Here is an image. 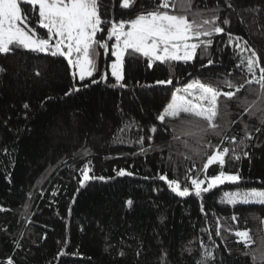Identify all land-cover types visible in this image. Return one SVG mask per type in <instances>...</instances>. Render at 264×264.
Masks as SVG:
<instances>
[{
	"label": "trees",
	"instance_id": "trees-1",
	"mask_svg": "<svg viewBox=\"0 0 264 264\" xmlns=\"http://www.w3.org/2000/svg\"><path fill=\"white\" fill-rule=\"evenodd\" d=\"M191 4L205 18L218 16L225 29L213 37L209 54L198 51L189 63L154 62L152 67L139 54L126 56L124 88L112 86L114 57L102 49L94 78L107 72L108 80L87 88L73 80L62 57L19 48L0 54V264L8 258L14 264H197L205 250L214 257L207 264H264L245 255L264 247V205L222 200L224 190L264 189V94L258 84H245L251 76L236 67L239 57L227 44L229 32L243 37L264 66V0ZM155 5L156 0H135L123 8L122 0H98L105 21H128ZM36 17L31 12L30 26L38 28ZM98 37L106 38V32ZM208 59L214 63L202 67ZM169 78L171 85L156 84ZM194 79L223 91L229 90L226 79L244 84L231 100L220 98L216 123L222 135L209 132L199 140L183 135L188 128L179 121L157 120L175 89ZM73 86L81 90L65 95ZM250 106L255 115L245 111ZM130 122L138 127L119 131ZM139 137L143 145L136 143ZM225 137L245 141L237 149L241 158L233 159L230 152L223 166L241 176L239 183L226 182L201 197H179L158 179L167 174L182 187L190 186L187 176L203 179L207 155L216 146L231 149ZM85 165L90 175L105 179L81 187ZM121 169L132 175L118 176ZM220 170L210 165L207 175ZM244 230L253 241L247 248L234 235Z\"/></svg>",
	"mask_w": 264,
	"mask_h": 264
},
{
	"label": "snow or ice",
	"instance_id": "snow-or-ice-1",
	"mask_svg": "<svg viewBox=\"0 0 264 264\" xmlns=\"http://www.w3.org/2000/svg\"><path fill=\"white\" fill-rule=\"evenodd\" d=\"M134 2L135 0H122V7L130 8ZM31 12L37 13L34 23L38 25V28L30 26L33 23ZM218 21L219 17L216 15L205 18L203 12L192 11L191 0H156L153 10L137 14L135 18L128 21L118 22L102 19L98 0H0V54H7L19 48L51 57H62L71 69L73 80H78L81 82V87L87 88L90 84L106 83L108 80L107 72L100 75L99 80L94 78L98 71L97 58L102 49L105 55L110 53L111 57H114L110 64V74L115 80L112 86L124 88L126 87L123 83L126 56L139 54L147 58L149 67H152L154 62L189 63L196 59L198 51L208 55V50L213 45V37L225 33V29ZM223 24L227 25L229 21L225 19ZM105 25L109 26L105 28ZM38 29L45 31L40 34ZM105 32L106 38L98 37V34ZM227 37V44L233 47L240 60L236 67H245L246 72L251 76V79L245 80V84H258L261 93L264 94V66H261L257 52L248 46V42L243 37L233 36L230 32L227 33ZM113 40L114 43L109 44V41ZM213 63L212 59H208L207 65L202 67ZM257 69L259 76L256 74ZM85 81L88 83H84ZM172 83V78L156 81L158 85ZM223 83L229 89L228 91L205 84L199 79L176 88L170 101L157 116V120L161 123H164L166 119L179 121L188 128L182 133L183 135L198 137L199 140H203L209 132L222 135L220 126L216 123L220 113V98L231 100L244 87V84L235 85L227 79ZM81 87L73 86L65 95L79 92ZM233 88L235 91L231 90ZM23 107L27 109L29 105L25 103ZM250 108L251 106L245 111L249 115H255ZM261 122L264 123V118ZM134 126L138 127L135 122H130L119 131L124 132ZM150 131L155 133L156 126L153 125ZM148 139L152 138L148 137ZM174 139L179 137L176 136ZM224 139L230 141L231 149L229 147L221 149L220 146H216L212 154L207 155L202 168L203 179L187 176L186 180L190 181V186L184 187L181 181L170 179L167 174H160L158 179L164 181L168 188L179 197H188L192 194L201 197L202 193L226 182L239 183L241 176L238 173H226L223 166L225 157L230 152L233 159L241 158L237 149L245 141L241 139L237 143L236 137ZM245 139L250 140L251 136L246 134ZM136 143L143 145L144 137H139ZM208 147L212 146L209 144ZM141 151L146 149L142 147ZM242 154L245 157L248 156L246 151ZM213 164H218L221 170L216 175L208 176L207 170ZM91 171L88 165L81 169L79 181L81 187L93 179H105L103 176L90 175ZM116 174L118 176L132 175L124 169ZM224 202L233 205L237 203L264 205V190L252 188L247 191L225 192ZM127 203L131 205L132 201L129 200ZM201 210L203 211V208ZM232 219L235 220L236 217L233 216ZM216 235H220L219 227L216 229ZM234 235L239 238L237 242L244 243L246 248L253 243L247 230L236 231ZM63 254V252L60 253V255ZM245 255L251 256L253 261L258 259L264 262V247L246 252ZM212 258H214L213 253L205 250L204 257L197 261V264H207V261ZM6 264H14V261L8 258Z\"/></svg>",
	"mask_w": 264,
	"mask_h": 264
},
{
	"label": "rangeland",
	"instance_id": "rangeland-1",
	"mask_svg": "<svg viewBox=\"0 0 264 264\" xmlns=\"http://www.w3.org/2000/svg\"><path fill=\"white\" fill-rule=\"evenodd\" d=\"M114 43V42H113ZM182 87V86H181ZM206 186V185H205ZM221 186V185H219ZM218 187V186H217ZM257 189V188H256ZM249 189H239V190H224L223 193H222V200H224V193L225 192H236V191H247ZM259 190H264V189H259ZM237 204H243V203H237ZM252 204H255V203H252Z\"/></svg>",
	"mask_w": 264,
	"mask_h": 264
}]
</instances>
